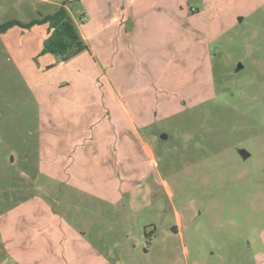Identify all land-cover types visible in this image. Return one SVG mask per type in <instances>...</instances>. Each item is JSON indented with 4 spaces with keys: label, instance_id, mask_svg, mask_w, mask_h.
I'll list each match as a JSON object with an SVG mask.
<instances>
[{
    "label": "rangeland",
    "instance_id": "obj_1",
    "mask_svg": "<svg viewBox=\"0 0 264 264\" xmlns=\"http://www.w3.org/2000/svg\"><path fill=\"white\" fill-rule=\"evenodd\" d=\"M55 5L0 0V264H264V0H75L67 60Z\"/></svg>",
    "mask_w": 264,
    "mask_h": 264
},
{
    "label": "trees",
    "instance_id": "obj_2",
    "mask_svg": "<svg viewBox=\"0 0 264 264\" xmlns=\"http://www.w3.org/2000/svg\"><path fill=\"white\" fill-rule=\"evenodd\" d=\"M71 1H64L61 5H55L53 13L48 14L34 23H49L51 30L45 41V51L58 55L61 59H70L88 50L83 42L74 20L69 16L66 6ZM33 24V23H32ZM9 24L0 26V32L4 31Z\"/></svg>",
    "mask_w": 264,
    "mask_h": 264
},
{
    "label": "crops",
    "instance_id": "obj_3",
    "mask_svg": "<svg viewBox=\"0 0 264 264\" xmlns=\"http://www.w3.org/2000/svg\"><path fill=\"white\" fill-rule=\"evenodd\" d=\"M38 1H40L41 3H43V4H45V3H53V4H56V5H61L62 4V0H38ZM67 1H71V2H73V1H75V0H67ZM60 2H61V4H60ZM66 9L68 10V5L66 6ZM68 11H70V10H68ZM200 15V14H199ZM74 20V19H73ZM115 25V24H114ZM78 28V27H77ZM79 33H80V35H81V38H82V40H83V42L86 44V39H85V36L83 35V33L81 32V27H79ZM88 47V46H87ZM88 50H89V48H88ZM147 147V146H146ZM149 150V152H150V149L147 147V151Z\"/></svg>",
    "mask_w": 264,
    "mask_h": 264
},
{
    "label": "water",
    "instance_id": "obj_4",
    "mask_svg": "<svg viewBox=\"0 0 264 264\" xmlns=\"http://www.w3.org/2000/svg\"><path fill=\"white\" fill-rule=\"evenodd\" d=\"M240 68V65L238 66V69ZM238 154L242 157L243 160H245L248 157V154L245 153L242 150H238Z\"/></svg>",
    "mask_w": 264,
    "mask_h": 264
}]
</instances>
